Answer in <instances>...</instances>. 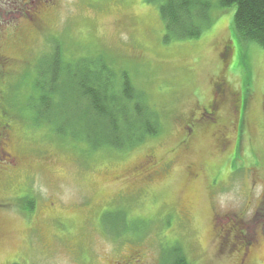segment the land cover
<instances>
[{
	"label": "rangeland",
	"instance_id": "1",
	"mask_svg": "<svg viewBox=\"0 0 264 264\" xmlns=\"http://www.w3.org/2000/svg\"><path fill=\"white\" fill-rule=\"evenodd\" d=\"M209 1L212 23L201 36L170 42L147 0H54L42 28L26 21V7L15 19L4 34L13 74L1 82L0 109L8 152L21 170L0 187V198L14 204L0 212V264H162L173 245L188 264H237L240 241L252 248L249 264H264V50L238 38L235 7ZM57 45L72 67L103 56L118 77L126 73L159 113L160 134L122 152L89 153L69 137L31 127L32 82L18 80ZM221 71L226 85L213 90ZM212 93L213 107L222 109L205 115L183 144L189 117ZM150 164L154 172L144 178ZM22 191L35 200L31 217L18 210ZM118 210L135 231L114 239L104 227L111 217L102 215ZM227 230L237 237L230 238L235 253H219Z\"/></svg>",
	"mask_w": 264,
	"mask_h": 264
},
{
	"label": "trees",
	"instance_id": "2",
	"mask_svg": "<svg viewBox=\"0 0 264 264\" xmlns=\"http://www.w3.org/2000/svg\"><path fill=\"white\" fill-rule=\"evenodd\" d=\"M147 1L157 7L165 42L198 38L212 23L209 0ZM217 4L220 8L235 7L233 24L238 38L264 50V0H217ZM62 54L57 45L52 55L40 57L18 80L23 87L29 79L32 82L28 103L31 127H46L57 137H69L84 144L89 153L122 152L160 134L159 113L126 73L118 77L103 56L78 61L72 67ZM0 111L7 115L3 108ZM20 116L26 119L24 113ZM108 217L111 220L104 225L107 236L119 239L134 233L128 229L122 210L104 213L102 221ZM162 264L188 261L183 249L173 245L166 249Z\"/></svg>",
	"mask_w": 264,
	"mask_h": 264
},
{
	"label": "flooded vegetation",
	"instance_id": "3",
	"mask_svg": "<svg viewBox=\"0 0 264 264\" xmlns=\"http://www.w3.org/2000/svg\"><path fill=\"white\" fill-rule=\"evenodd\" d=\"M54 6V0H35L32 2V0H0V88L3 80L5 81L11 74V69L9 68L11 64V59L7 56H5L2 52V48L4 45V34L9 29H15L16 26L15 19L18 18L19 15H22L23 9L26 7L27 12V18L26 21L35 28H42V26H46V24H43L44 21H42V16L44 13H46L45 8L53 7ZM227 52L231 50L229 48V44L226 48H224ZM225 51V52H226ZM226 52V53H227ZM2 79V80H1ZM2 82V83H1ZM220 85L225 86L224 79L222 78V71L219 76L217 75L214 78V81L212 82V89L219 88ZM212 90V91H213ZM1 94V90H0ZM214 93H212L211 100L206 104V106L197 107L196 110L199 112L198 114H191L189 117V120L187 121L189 127L185 132L186 139L184 140L183 144H188L186 141L189 138L194 137L196 134V131L203 128L201 126L203 119L208 116H215L217 117L218 109H222L223 103H220L217 107H213L214 105ZM1 99V98H0ZM217 112V113H216ZM235 112H237V118L238 123H242L243 121V113H244V98H238L235 103ZM6 120L3 119V114L0 111V187L1 185L5 186L8 184L9 180L16 177L17 173L21 170L20 162L16 159V156L14 154H11L8 152L9 145H10V135H9V126L5 123ZM5 146L2 148V146ZM149 159H152L150 157ZM150 162L148 161L147 164ZM155 166H151V164L146 168V172L144 173V178H149L151 174L154 172ZM187 171H189V168H187ZM192 179H196L197 175L193 173H188ZM139 175H142V172L139 171ZM138 176V175H137ZM10 187V186H9ZM23 193V191H22ZM16 199L20 201L18 203V210L20 213L25 214L27 217H31L35 211H36V203L33 197H28L26 193L20 194L19 197ZM13 203H11L10 200L4 198H0V212H7L11 211L13 207ZM237 239L236 235L231 230H227V232L221 236V245L219 249V253H223V251H227L228 253H235L234 248L236 247L235 240ZM229 241H231L232 244L229 245ZM239 245H242L239 247L238 252V261L237 264H249L248 259L249 255H251V246L250 244L239 242Z\"/></svg>",
	"mask_w": 264,
	"mask_h": 264
}]
</instances>
